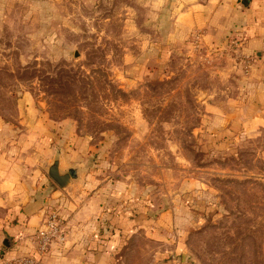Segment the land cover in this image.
Masks as SVG:
<instances>
[{
  "label": "rangeland",
  "instance_id": "374dc122",
  "mask_svg": "<svg viewBox=\"0 0 264 264\" xmlns=\"http://www.w3.org/2000/svg\"><path fill=\"white\" fill-rule=\"evenodd\" d=\"M198 1L0 0V160L67 230L62 201L97 194L116 264H264V73L243 27L185 30Z\"/></svg>",
  "mask_w": 264,
  "mask_h": 264
},
{
  "label": "crops",
  "instance_id": "0c3cea01",
  "mask_svg": "<svg viewBox=\"0 0 264 264\" xmlns=\"http://www.w3.org/2000/svg\"><path fill=\"white\" fill-rule=\"evenodd\" d=\"M182 17L185 30L204 29L210 41L225 38L237 27H243L248 39L246 52L260 58L258 65L264 73V0H199L185 7ZM41 122L37 124V130H33V135L42 130ZM45 136L44 133L36 135L43 142ZM40 175L39 170L0 160V264L4 260L37 256L34 235L43 227L47 210V205L42 202L47 188L42 189L43 180L40 187L37 185ZM97 197V194L91 195L86 204L70 202L72 210L68 203L62 201L63 215L68 220L66 243L54 245L39 264L117 263L124 230H117V235L110 232L103 236L99 234L101 228L98 224L97 230L93 221L97 220ZM78 217H84L83 222H76ZM165 228L169 226L165 225ZM164 241L159 247L160 251L172 255L181 248L179 244L178 249L167 250L168 240ZM159 259L156 258V261ZM159 264L178 262L172 257L165 258V263Z\"/></svg>",
  "mask_w": 264,
  "mask_h": 264
},
{
  "label": "built area",
  "instance_id": "2783aa9c",
  "mask_svg": "<svg viewBox=\"0 0 264 264\" xmlns=\"http://www.w3.org/2000/svg\"><path fill=\"white\" fill-rule=\"evenodd\" d=\"M67 227L64 218L57 212H51L45 217L43 227L34 235L37 244V256L29 255L13 260H4L2 264H39L54 245L65 244Z\"/></svg>",
  "mask_w": 264,
  "mask_h": 264
},
{
  "label": "water",
  "instance_id": "95a60500",
  "mask_svg": "<svg viewBox=\"0 0 264 264\" xmlns=\"http://www.w3.org/2000/svg\"><path fill=\"white\" fill-rule=\"evenodd\" d=\"M48 176L57 186L66 190L72 181L78 178V172L72 169L68 173H62L60 170V161H55L49 166Z\"/></svg>",
  "mask_w": 264,
  "mask_h": 264
}]
</instances>
